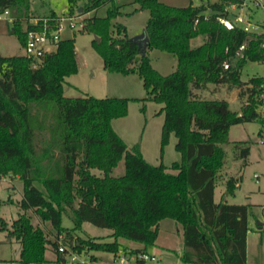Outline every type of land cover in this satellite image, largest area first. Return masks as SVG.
I'll use <instances>...</instances> for the list:
<instances>
[{
	"label": "trees",
	"instance_id": "16d2710c",
	"mask_svg": "<svg viewBox=\"0 0 264 264\" xmlns=\"http://www.w3.org/2000/svg\"><path fill=\"white\" fill-rule=\"evenodd\" d=\"M233 1L175 6L133 0L139 4L133 12L150 11V43L140 54L127 26L113 21L131 13L124 5L116 0H67L72 13L108 6L105 15L86 17L80 30L100 38L94 44L106 69L137 73L148 96L163 104L161 152L172 133L182 152V159L171 165L148 162L139 144L129 146L113 128L112 120L127 114L130 98L65 95L66 77L79 68L74 37L62 38L57 49L35 65L23 54L0 55V176L19 175L24 183L18 202L22 212L9 226L0 217V228L20 243L22 264H69V254L91 250L145 252L155 244L164 219L182 225L183 264H246L251 204L216 201L215 190L231 126L254 119L264 123L258 110L264 102V76L247 81L241 77L246 62L264 61V35L221 22ZM30 10V0H0V14L11 13L15 20L10 32L24 44L22 20L34 16ZM45 15L58 16L54 10ZM201 34L204 43L192 47L191 40ZM153 48L177 56L171 73L162 74L153 66L148 54ZM208 83L237 88L239 97L246 98L242 110H233L227 99L198 96L194 89ZM236 147L240 157L250 154L248 142H237ZM123 158L125 172L113 175ZM238 183V177H229L226 193L234 194ZM64 213L71 216L72 228L63 226ZM85 221L112 229L114 240L74 235ZM261 224L264 230V220ZM120 237L141 246L124 245ZM97 261L91 255L72 264Z\"/></svg>",
	"mask_w": 264,
	"mask_h": 264
},
{
	"label": "rangeland",
	"instance_id": "374dc122",
	"mask_svg": "<svg viewBox=\"0 0 264 264\" xmlns=\"http://www.w3.org/2000/svg\"><path fill=\"white\" fill-rule=\"evenodd\" d=\"M33 15L50 14L53 10L60 16L83 14L84 26L86 17L105 15L107 5L98 10L89 11L86 14L67 8V0H30ZM175 6H186L190 3L200 5L203 0H161ZM125 6L124 10L131 12L114 18V22H121L128 28L130 37L137 36L146 31V24L150 17L148 9L133 12L138 3L133 0H116ZM253 8V22L264 20V12L260 7L251 4ZM9 14H0V55L25 54L24 43L12 34L10 30L13 22ZM69 21L65 20V29L61 32L62 38H75L76 57L78 60V71L66 77L64 93L66 96L76 97L86 93L97 97H127V114L112 120V126L116 132L129 145L139 144L146 160L152 164L171 165L174 161L182 159V152L176 148L177 136L172 133L170 141L161 152V135L165 118L162 111L163 104L148 96V90L141 77L136 73L123 74L110 71L104 67V60L95 47L97 40L95 33L87 30H72L68 27ZM205 35H198L191 40V46L197 47L204 43ZM97 42H99L97 40ZM153 66L162 74H169L177 65V56L158 48L150 49L148 52ZM31 64H37V60L27 57ZM264 76V61H248L242 68V80H249L253 76ZM198 96L207 99H227L230 107L235 111H241L246 98H240L237 88H230L225 84L208 83L200 89H194ZM148 96V97H147ZM146 98V99H143ZM262 123L259 119L247 120L231 126L228 141L223 143L226 150L225 163L220 169L215 190V199H227L229 202L253 203L251 207L256 213H252L249 219L251 230L247 238V262L246 264H264V230L259 229V223L264 220V143L261 142L260 130ZM248 142L250 154L246 159L238 155L236 143ZM93 171L97 174L103 172L97 168ZM125 172V159L123 158L113 175H121ZM231 176L239 178L238 187L234 194L226 193L227 179ZM23 180L19 175L8 173L0 176V217L8 221V226L22 212L19 201L23 195ZM249 195H253L250 197ZM36 222V218H34ZM62 224L72 228L74 222L68 213L62 216ZM112 229L95 225L85 221L82 229L76 230L74 235L81 237H101L112 241ZM120 242L129 247H139L140 242L119 238ZM149 250L155 249L158 254L157 263L160 264H183L181 255L184 251V239L182 225L173 219H164L159 225V235L155 244L149 245ZM155 253V252H153ZM77 255L79 260L89 259L91 255L98 257L97 264H106L113 260L114 253L110 251L73 253L67 256L68 260ZM19 256L17 242H10L6 231L0 228V264H15L9 261ZM48 256L52 254L48 252ZM19 264V263H18Z\"/></svg>",
	"mask_w": 264,
	"mask_h": 264
},
{
	"label": "built area",
	"instance_id": "2783aa9c",
	"mask_svg": "<svg viewBox=\"0 0 264 264\" xmlns=\"http://www.w3.org/2000/svg\"><path fill=\"white\" fill-rule=\"evenodd\" d=\"M251 4L260 7L264 12V0H236L230 3L227 7L229 15L221 17L220 20L228 28L235 26L243 28L249 33L264 35V20L253 22V8ZM9 14L8 11L4 12ZM83 14L67 15V16H52V15H34L22 20L23 28L26 34L24 44L25 54L27 57L41 60V57L47 53L55 51L58 47L59 41L62 39L61 32L65 29L64 21L68 20V27L72 30L81 29L84 27ZM11 22L15 20L13 16H9ZM262 45L264 46V40ZM244 47V45L242 46ZM228 65L226 64V67ZM262 93L260 99L264 100V82L262 84ZM259 112L264 116V102H260L258 106ZM261 142L264 143V123L262 124ZM64 246L60 247L63 251ZM75 254V252H73ZM71 253V254H73ZM88 260V259H86ZM79 260L77 255L68 260L72 264ZM106 264H160L157 263V256L152 251L148 250L141 253L125 252L119 249L114 253L113 260Z\"/></svg>",
	"mask_w": 264,
	"mask_h": 264
},
{
	"label": "water",
	"instance_id": "95a60500",
	"mask_svg": "<svg viewBox=\"0 0 264 264\" xmlns=\"http://www.w3.org/2000/svg\"><path fill=\"white\" fill-rule=\"evenodd\" d=\"M82 11H83L82 8H80L79 12L82 13ZM96 38L98 41L100 40V38L98 36H96ZM129 39H130V41L138 44L140 54L146 53L147 46L150 43V38H149V35L147 34V31H144L142 34H139L137 36L130 37ZM240 114L241 113H239V115ZM259 225H260L259 227L262 228L261 222L259 223Z\"/></svg>",
	"mask_w": 264,
	"mask_h": 264
},
{
	"label": "crops",
	"instance_id": "0c3cea01",
	"mask_svg": "<svg viewBox=\"0 0 264 264\" xmlns=\"http://www.w3.org/2000/svg\"><path fill=\"white\" fill-rule=\"evenodd\" d=\"M136 7H138V6H136ZM126 12H128V11H126ZM150 50V49H149ZM149 50H148V52H149ZM175 67H176V65H174ZM137 74V73H136ZM250 197H252L253 195H249ZM221 200H227V199H221ZM250 204H253V203H250ZM264 212V211H263ZM251 213L255 216V217H257V215H256V213L253 211V209H252V207H251ZM250 216H251V214H250ZM250 216H249V219H250ZM249 225H250V222H249ZM251 230V229H250ZM5 231V230H4ZM6 233H7V231H6ZM8 236V235H7ZM9 239H10V242H15L16 240L15 239H13V238H10L9 237ZM17 242V244H18V247H19V256L18 257H16V258H11V259H9V261H12L13 263H15V264H22L21 262H20V254H21V245H20V243L18 242V241H16ZM148 250H149V247H148ZM153 252H155V254H158L157 252H156V250L154 249L153 250Z\"/></svg>",
	"mask_w": 264,
	"mask_h": 264
}]
</instances>
